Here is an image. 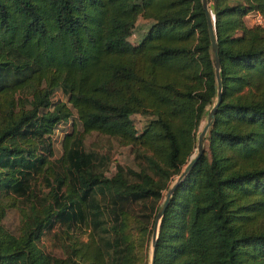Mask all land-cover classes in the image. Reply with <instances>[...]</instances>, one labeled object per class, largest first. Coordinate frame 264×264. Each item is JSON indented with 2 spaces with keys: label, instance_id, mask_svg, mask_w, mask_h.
Returning a JSON list of instances; mask_svg holds the SVG:
<instances>
[{
  "label": "trees",
  "instance_id": "1",
  "mask_svg": "<svg viewBox=\"0 0 264 264\" xmlns=\"http://www.w3.org/2000/svg\"><path fill=\"white\" fill-rule=\"evenodd\" d=\"M207 3L221 97L208 151L160 217L153 264H264V25L244 19H264V0ZM138 16L151 24L130 43ZM214 97L200 0H0V219L20 212L15 232L0 223V264H146L132 235L152 230ZM142 111L153 116L136 130L130 114ZM70 118L54 157L53 128ZM91 131L132 143L142 159L104 175L82 146ZM55 219L87 238L43 251L36 239Z\"/></svg>",
  "mask_w": 264,
  "mask_h": 264
},
{
  "label": "rangeland",
  "instance_id": "2",
  "mask_svg": "<svg viewBox=\"0 0 264 264\" xmlns=\"http://www.w3.org/2000/svg\"><path fill=\"white\" fill-rule=\"evenodd\" d=\"M134 1H138V0H134ZM147 19L149 18L145 19L144 17H141L136 22H134L131 33L126 37L128 42L132 43L134 41V37L137 38V41L138 39H140L143 33V32L140 33L141 31L140 29L142 26L143 27L146 26L145 21H147ZM244 19H245V23L248 25H252L255 23L254 16H252L250 12L248 15L245 16ZM148 21L149 24H147V26L150 25L151 20L149 19ZM60 96H61L60 92H56L51 99L52 101H54L56 98ZM214 99L215 97L212 98L210 104H207L205 106V111L202 115V118L198 122V126H197L198 131L202 126L203 122L205 121L206 112L209 109V107L212 105ZM152 116L153 115H151L149 111L134 112L130 114V119L135 129L140 130L143 128V126ZM72 125H73L72 119L70 118L64 123L62 122L58 123L53 128L51 137L53 140L54 157H57V155H59L60 140L62 135L64 134L65 131L71 129ZM74 127L76 131L79 130L80 128L78 124H75ZM82 146L85 149V151L93 152L94 155L97 157V160H100L99 164L97 165V168L101 170L102 173L106 176H109L114 172L116 164L122 165L124 167L132 168V167H136V164L138 163V161H140L139 159H142L141 156L139 155V151L137 150V147H135V145H132V143H120L116 138L108 136L106 134L98 133L96 131H91L89 133L83 134ZM204 148L206 149V151H208V147L206 143H204ZM194 150H195V146H194ZM224 153L225 155L230 157L233 161H235V163H246L247 161V158L244 155H241L237 151H233L228 147L224 148ZM250 161L251 162L249 163V165L255 163L257 159H252ZM177 175L178 173L173 174L170 177L168 181V187L171 185V183H173ZM167 188H163L161 190V196L157 202L159 203V206L162 203ZM6 200L7 199L4 197L1 198V201L6 202ZM155 214L152 217L153 221L155 219ZM19 217H20V212L17 210V208L15 207L6 208L4 211V215L0 219V223L9 231L15 232L17 230ZM87 232L88 229L86 227H77L74 224H70L67 226L66 222L55 219L50 225L48 226L46 225L41 229V233L36 239V244L45 252H49L55 255H60L62 253V248H61L62 243H65L66 241H69L72 238L85 240L87 238ZM132 238L134 243L140 242L142 244L143 249H142L141 259L142 261L146 262V264H149V256L151 249V243H150L151 231L149 233H143L141 235L133 234Z\"/></svg>",
  "mask_w": 264,
  "mask_h": 264
},
{
  "label": "water",
  "instance_id": "3",
  "mask_svg": "<svg viewBox=\"0 0 264 264\" xmlns=\"http://www.w3.org/2000/svg\"><path fill=\"white\" fill-rule=\"evenodd\" d=\"M200 4H201V7L204 13L206 30H207V35L209 39L210 57H211L212 65H213V73H214V79H215V100L212 103V105L209 107V109L207 110L205 121L203 122L202 126L200 127L196 135L194 152L189 156L187 162L184 164V166L178 173L173 183H171V185L166 189L162 203L160 204V206L158 207L156 211L155 219L153 221L152 230H151V238H150L151 249H150V256H149V264H153L154 245H155V241L157 237L158 223L163 213V210L168 203L169 196L174 190V188L176 187V185L186 176V174L192 168V166L194 165L198 157L203 152L205 134L212 121L214 111L221 97V79H220V74H219V61H218V56H217V45L215 42L214 31H213L212 17L208 9L207 0H200Z\"/></svg>",
  "mask_w": 264,
  "mask_h": 264
},
{
  "label": "built area",
  "instance_id": "4",
  "mask_svg": "<svg viewBox=\"0 0 264 264\" xmlns=\"http://www.w3.org/2000/svg\"><path fill=\"white\" fill-rule=\"evenodd\" d=\"M252 16H254L255 23L264 25V19L261 17V15L258 12L252 11L250 12Z\"/></svg>",
  "mask_w": 264,
  "mask_h": 264
},
{
  "label": "crops",
  "instance_id": "5",
  "mask_svg": "<svg viewBox=\"0 0 264 264\" xmlns=\"http://www.w3.org/2000/svg\"><path fill=\"white\" fill-rule=\"evenodd\" d=\"M248 14H249V13H248ZM248 14H246V15H248ZM246 15H245V16H246ZM245 16H244V18H245ZM139 18H141V16H138V17L136 18L135 22H136ZM145 19H146V18H145ZM148 20H149V19H147V21H145L146 26H147V24H149V21H148ZM150 24H151V22H150ZM146 26H145V27L142 26L141 29H140V30H141L140 33L143 32L142 35L147 31V29H148V27H149V26H147V27H146ZM135 36H136V35H135ZM141 37H142V36H141ZM141 37H140V38H141ZM138 40H139V39H138ZM135 42H137V38H136V37H134V41H133L132 43H135Z\"/></svg>",
  "mask_w": 264,
  "mask_h": 264
}]
</instances>
